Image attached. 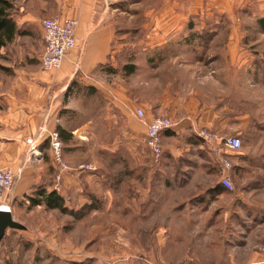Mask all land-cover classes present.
Listing matches in <instances>:
<instances>
[{"label": "rangeland", "instance_id": "obj_1", "mask_svg": "<svg viewBox=\"0 0 264 264\" xmlns=\"http://www.w3.org/2000/svg\"><path fill=\"white\" fill-rule=\"evenodd\" d=\"M100 3L103 11L117 16L115 22L119 27H146L142 33L136 31L123 40L126 49L122 58L136 59L140 49L151 40L161 44L164 50L168 49L162 64L165 72L159 74L163 86L174 79L172 90L183 100L188 102L192 98L199 108L216 105L235 123L236 117L241 119L243 135L238 137L242 148L236 152L244 150L252 155V178H245H251V182L243 183L252 186V195L242 194V198L248 200L252 196V208L256 206L257 210L252 209L251 223L247 204H242V212L237 210L239 217L235 209L231 212L235 195L228 193L225 209H229L230 224L221 225L215 220L204 224L197 216L191 221L179 216L181 208L168 200V187L186 182L175 176L176 167L165 168L164 154L156 161L147 144L144 149L138 145L136 150V141L125 140L120 128L105 127L107 114L103 112L108 104L101 91L86 102L91 116L76 112L61 116L67 112L64 111L60 114L62 121L55 123L53 131L39 129L36 137H31L38 143V157L43 158V172L35 192L38 187L56 191L77 216L48 209L45 204L30 208V202L23 198L13 200L12 216L27 230H7L0 242V264H264V32L259 25V20L264 19V0ZM33 5L30 3V9ZM196 9L212 14L188 15ZM173 11L176 14L170 16ZM157 13L162 15L156 16ZM117 33L120 38L123 31ZM149 36L155 39L150 40ZM42 43L37 30L32 29L30 36L0 49V82L8 85L10 76L30 61H37L43 54ZM121 60L116 66L120 69L118 74L111 78V93L113 103L122 107L136 96L138 71L124 76ZM184 66L186 76H181L178 68ZM87 117L103 123L97 129L75 131L74 127L82 125ZM16 123L18 128L24 126L23 122ZM62 126L66 129L65 137L72 135L68 142L62 140V159L67 166L63 171L53 158L48 139V133L58 132ZM25 149L24 162L13 171L21 169L23 173L24 165L35 160L28 143ZM215 164H219L218 158ZM231 182L233 190L241 184L232 177ZM141 185L161 188L159 210L163 216L154 227L144 228L147 220L127 215L122 204ZM201 212L204 210L196 211L197 215Z\"/></svg>", "mask_w": 264, "mask_h": 264}, {"label": "crops", "instance_id": "obj_2", "mask_svg": "<svg viewBox=\"0 0 264 264\" xmlns=\"http://www.w3.org/2000/svg\"><path fill=\"white\" fill-rule=\"evenodd\" d=\"M30 3L35 4L32 9L29 7ZM14 5L15 9L10 16L15 21L17 29L23 33L15 40L30 36L31 30L35 29L43 42L44 52L42 21L59 17L78 21L77 47L68 53L62 67L57 71H44L40 62L42 54L37 61H30L31 64H27L28 68L25 67L10 76L8 85L0 82V167L18 169L25 160L26 139L36 137L39 129L53 131L55 123L62 121L60 118L62 112L67 111L61 116L68 113L75 115V112L91 116V112L85 108L86 102L102 91L105 104H108L104 106L103 112L104 115L107 114L105 127L120 128L125 140H129L130 143L136 141V150L139 149L138 145H142L144 149L147 144V127L135 116L137 109L142 108L145 111L147 123L159 116L170 119L175 124L173 129L163 133L162 143L165 168L176 167L175 176L177 174L179 179L183 178L186 182L168 187V193H171L168 200L181 208L182 213H179V216L185 217L187 221L197 216L204 224H210L215 220L216 223L224 225L230 217L229 209H225L226 194L232 193L235 197L231 212L235 209L240 217L242 212L240 207L247 204L249 222L252 223V209L257 210V207L252 208V196L247 197L248 200L242 198V194L252 195V186L243 185L247 181L251 182L252 155L243 152L244 150L231 151L220 141L204 140L197 135L200 131L207 130L217 133L222 138L239 136L240 133L242 136L239 125L241 119L236 117L235 121L238 123H235L216 105L205 104L199 108L192 98L188 102L186 99L183 100L172 90L176 82L174 79L163 86L159 74L165 72L162 64L168 57L166 53L168 49L164 50L161 44H155L151 40L155 38L149 36L151 41L140 49L136 59L122 58V53L126 49L123 40L136 31L142 33L146 27H119L115 22L117 16L103 11L100 0H14ZM203 11L205 10H190L188 15L198 14L203 17L212 14L208 15ZM175 12H169V15H174ZM154 13L152 12V15H155ZM161 15L162 13L156 14ZM118 30L123 31L120 38L117 37ZM117 55L121 56L120 59ZM119 60L123 64L121 70L124 76L129 77L138 71L136 96L132 100H127L122 107L113 103L111 93L114 86L111 78L120 70L116 67ZM126 66L134 67L132 73L127 72L130 69H125ZM186 67L178 68L181 76H186ZM146 93L151 96L146 98ZM81 97L84 98L81 100ZM16 121L23 122L24 128H18L15 125ZM100 123L103 122L87 117L82 125L75 126L74 130L97 129ZM61 129L66 132L63 126ZM136 156L139 155L136 153ZM34 158L35 160H30L24 165L22 176L14 186L11 198L15 202L22 198L28 202L24 197L35 193V187L39 185L43 172L41 167L43 158L38 156ZM217 158L218 165L215 164ZM223 159L232 164L231 171L225 170ZM215 168L216 170L212 171ZM227 173L230 178L241 183L233 191L216 187V183L220 184L221 177ZM246 177L251 178L245 181ZM159 190H161L159 187L141 185L132 196L123 199L122 204L127 215L147 220L144 228L158 225L163 216V211L161 213L159 210L161 206ZM234 203L237 207H234ZM239 209L240 212L237 211ZM202 210L204 213L197 215L196 211Z\"/></svg>", "mask_w": 264, "mask_h": 264}, {"label": "built area", "instance_id": "obj_3", "mask_svg": "<svg viewBox=\"0 0 264 264\" xmlns=\"http://www.w3.org/2000/svg\"><path fill=\"white\" fill-rule=\"evenodd\" d=\"M78 21L75 19H61L59 17L47 18L42 21L44 52L41 57V65L44 71H57L62 67V64L69 52L77 47L76 30ZM137 119L144 123L147 127V147L153 154V159L158 161L163 156L164 149L162 144V135L166 131H170L175 127V124L164 117H154L150 123L146 122V114L142 108L135 111ZM46 132V130H45ZM52 155L57 165L66 169V164L63 161L62 140L60 134L56 131L48 133ZM204 140H213L223 142L222 144L232 150L238 151L242 148V140L238 136H230L221 138L217 133H211L207 130H202L197 134ZM30 146L32 156L40 154L38 143L34 139L27 140ZM226 171H231L232 164L227 160H222ZM22 170L13 171L9 168H0V212H12V191L16 182L21 178ZM59 179V178H58ZM220 185L229 190H233V185L229 174H225L220 179Z\"/></svg>", "mask_w": 264, "mask_h": 264}, {"label": "trees", "instance_id": "obj_4", "mask_svg": "<svg viewBox=\"0 0 264 264\" xmlns=\"http://www.w3.org/2000/svg\"><path fill=\"white\" fill-rule=\"evenodd\" d=\"M14 6V0H0V49L5 48L9 44H11L18 35H23V33L17 29L15 21L10 16L12 15V12L14 10ZM259 25L264 32V19L259 20ZM132 68L134 67H125V69L131 70L127 71L128 73H132ZM58 132L60 134L61 140H64L65 142L71 140V134L66 135L65 137L63 133L64 131L61 128H58ZM44 146L46 147V144ZM216 187L220 188L222 186L218 184ZM27 199L30 202V208L42 206L45 204L48 209H58L63 213H70L72 215L75 213V216H77L76 212L72 210L70 211L66 207L63 196H61L56 191L47 192L44 188L38 187L35 193L27 196Z\"/></svg>", "mask_w": 264, "mask_h": 264}, {"label": "water", "instance_id": "obj_5", "mask_svg": "<svg viewBox=\"0 0 264 264\" xmlns=\"http://www.w3.org/2000/svg\"><path fill=\"white\" fill-rule=\"evenodd\" d=\"M7 230H23L26 231L27 228L16 221L12 213L10 212H0V242L4 238Z\"/></svg>", "mask_w": 264, "mask_h": 264}]
</instances>
